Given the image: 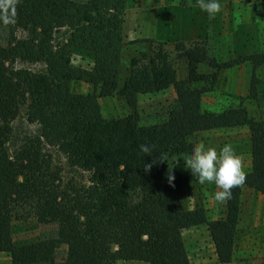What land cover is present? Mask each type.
<instances>
[{
	"label": "trees",
	"instance_id": "16d2710c",
	"mask_svg": "<svg viewBox=\"0 0 264 264\" xmlns=\"http://www.w3.org/2000/svg\"><path fill=\"white\" fill-rule=\"evenodd\" d=\"M216 0H201L210 6ZM264 1V0H261ZM186 0H178L184 5ZM125 0H0V26L7 29L0 44V252L10 264H190L182 230L204 226L216 261L233 258L239 201L243 188L264 196V117L251 116L241 104L204 108L203 88L192 83L208 78L196 68L221 69L240 64L251 72L246 98L257 99L255 69L264 65V50L223 62L203 50L183 52L187 77L176 79L157 54L148 59L145 76L126 78L117 86L119 44L108 31L104 50L89 69L73 67L71 48L82 43L81 11L116 19ZM67 31L55 41L54 32ZM24 31L18 37L16 31ZM162 55V54H161ZM16 60L40 62L44 69L15 67ZM132 63H135L134 61ZM84 81L92 92L71 90ZM171 88L174 103L164 119L142 125L137 97ZM114 92L130 111L103 118L98 97ZM39 134L25 140L10 155L5 142L10 121L20 107ZM244 127L248 160L243 170L223 175L221 209L212 216L203 201L195 142L201 132ZM53 146L70 169L86 173L87 183L62 180L42 144ZM54 222L55 236L14 245L11 224L22 214ZM65 255L55 261L57 248Z\"/></svg>",
	"mask_w": 264,
	"mask_h": 264
},
{
	"label": "rangeland",
	"instance_id": "374dc122",
	"mask_svg": "<svg viewBox=\"0 0 264 264\" xmlns=\"http://www.w3.org/2000/svg\"><path fill=\"white\" fill-rule=\"evenodd\" d=\"M81 27L82 43L70 51L73 67L89 69L95 57L102 55L106 33L110 31L119 44L117 86L126 78L147 74L148 59L157 54L158 43H161L162 62L175 71L176 79H186L187 66L183 52L203 50L207 57L223 62L264 50V1L216 0L210 6H204L201 0H186L184 5H179L178 0H125L123 14L116 19L81 11ZM24 34L23 30L16 31L18 37ZM66 35L67 31L60 28L54 32V39L60 41ZM6 37L7 29L0 26V44L5 43ZM13 66L32 71L44 69L40 62L21 60H16ZM196 70L208 76L206 80L192 83V86L204 89L201 95L204 108L222 109L239 103L247 108L251 116L264 117V65L255 69L257 99L253 101L246 98L251 72L249 65L221 69L215 82L211 81L213 68L200 63ZM70 87L77 93L93 91L84 81H73ZM97 101L100 115L106 119L120 117L130 111L125 101L114 92L98 97ZM173 103L174 92L171 88L139 95L136 104L139 124L148 125L164 119ZM9 125L11 131L5 146L10 155L25 140L39 134L38 126L26 120L23 106ZM192 140L200 168L201 196L208 195L203 201L215 216L221 209L219 197L223 175L243 170L247 165L248 134L244 127H233L201 132ZM42 148L51 155L52 162L61 168L63 181L71 179L76 184L87 183L86 173L68 168L64 156L55 147L43 143ZM55 232L54 222H43L25 213L11 224L14 245L53 237ZM181 237L190 264H220L216 261L204 226L182 230ZM64 255V246H60L56 250L55 261L60 263ZM0 264H10L5 252H0ZM115 264L146 263L117 261ZM228 264H264V196L249 188H243L241 192L233 258Z\"/></svg>",
	"mask_w": 264,
	"mask_h": 264
},
{
	"label": "crops",
	"instance_id": "0c3cea01",
	"mask_svg": "<svg viewBox=\"0 0 264 264\" xmlns=\"http://www.w3.org/2000/svg\"><path fill=\"white\" fill-rule=\"evenodd\" d=\"M157 21H159V20H157ZM160 21H162L161 19H160ZM218 263V262H217Z\"/></svg>",
	"mask_w": 264,
	"mask_h": 264
}]
</instances>
